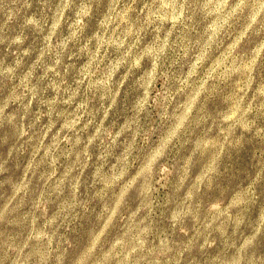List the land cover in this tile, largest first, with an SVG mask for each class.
<instances>
[{"label":"rangeland","instance_id":"1","mask_svg":"<svg viewBox=\"0 0 264 264\" xmlns=\"http://www.w3.org/2000/svg\"><path fill=\"white\" fill-rule=\"evenodd\" d=\"M0 264H264V0H0Z\"/></svg>","mask_w":264,"mask_h":264}]
</instances>
